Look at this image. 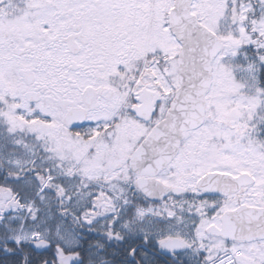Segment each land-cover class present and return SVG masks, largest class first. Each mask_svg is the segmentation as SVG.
<instances>
[{
  "label": "snow or ice",
  "instance_id": "obj_1",
  "mask_svg": "<svg viewBox=\"0 0 264 264\" xmlns=\"http://www.w3.org/2000/svg\"><path fill=\"white\" fill-rule=\"evenodd\" d=\"M0 264H264V0H0Z\"/></svg>",
  "mask_w": 264,
  "mask_h": 264
}]
</instances>
